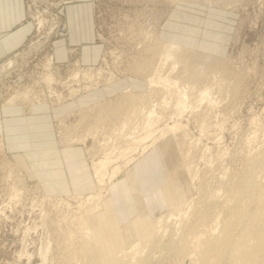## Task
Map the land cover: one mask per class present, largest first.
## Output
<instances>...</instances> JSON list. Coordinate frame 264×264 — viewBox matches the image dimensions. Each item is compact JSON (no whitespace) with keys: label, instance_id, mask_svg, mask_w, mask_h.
<instances>
[{"label":"rangeland","instance_id":"374dc122","mask_svg":"<svg viewBox=\"0 0 264 264\" xmlns=\"http://www.w3.org/2000/svg\"><path fill=\"white\" fill-rule=\"evenodd\" d=\"M23 4L25 15L21 22L28 23L30 32L23 43L0 58V68L9 59L15 64H6L7 70L0 74V264H92L88 260L94 258L84 260L78 254L77 219L81 211L98 210L102 218H118L119 225H123L145 209L140 201L142 193L133 200L128 183H113L124 176L125 168L112 171L109 165L96 173L90 166L105 153L113 164L139 158L141 148L148 144L146 150L149 149L157 132L152 131L153 137L140 141L135 137L130 150L121 155L126 147L124 140L107 143L113 138L120 115L103 109L104 122L97 126L93 138L85 133L86 125L100 111L97 107H85L81 114L77 111L119 93L125 86L123 76L130 73L118 75V82L92 89L79 100L59 99L67 98L71 89L94 82L71 77L79 65L103 67L102 76L109 70L115 72L114 68L125 71L132 65L131 57L143 55L142 31L153 26L162 30L161 39L181 40L213 57L206 64H198L200 72L196 77L191 68L182 72L183 84L193 86V90L208 87L207 98L187 99L177 112L171 103L156 100L159 127L173 121L181 124L167 141L156 140L171 159L168 167L164 162L155 163L156 172H161L159 180L166 172L177 171L180 155L190 164L192 177L178 171L186 200L181 206L186 211L182 214L185 222L183 216L169 215L170 206L154 214L150 224L157 230L153 234H160L148 240L153 244L147 245L142 255H136L141 256L135 263L188 264L194 253L175 252L180 241L175 239H180V234L194 222L197 210H192L208 204L209 224L197 226V230H208L215 226L214 216H224L233 205L225 204V196L234 195L245 181L257 179L264 186V0H23ZM38 16H43L41 26ZM174 74L181 75L180 69ZM130 78L132 90H146V79ZM16 91L25 92L26 97L6 105V99ZM81 115L83 120L78 118ZM68 142L82 153L83 166L88 170L83 179L92 180L95 188L79 190L83 185H75L78 189L69 185L60 154ZM16 153L23 155L32 173L15 163ZM74 168L71 174L81 172ZM53 169H58L61 181H55ZM145 180L157 185L152 175ZM217 188L219 196L210 199L209 193ZM206 199L210 201L205 203ZM163 221L171 224L166 227ZM136 242L133 239L119 244L110 262L120 264V249ZM226 260L220 264H229Z\"/></svg>","mask_w":264,"mask_h":264},{"label":"bare ground","instance_id":"6f19581e","mask_svg":"<svg viewBox=\"0 0 264 264\" xmlns=\"http://www.w3.org/2000/svg\"><path fill=\"white\" fill-rule=\"evenodd\" d=\"M173 1L175 0H172V2ZM41 23H43V16L38 18V24L40 26ZM142 34L143 40H145V42H142L145 43V45L142 46L143 55H139L136 58L131 57L133 58L132 65L130 66V60V64H127L130 67H128L125 71H120L118 68H114L116 69L115 72L114 70H109L104 74V76H102L100 71H102L103 67L94 68L88 66L83 68L79 65V69L74 71L71 77L73 79L83 78L94 82L86 84L82 86V88L71 89L67 98L63 99L62 101L59 99V102H64V100L71 99L79 100L83 97V94L93 91L92 89L95 90L103 84L109 85L112 83V81L118 82L120 80L118 75L130 73V75L123 76V80H125L124 89L113 96L114 100L112 99L113 97L106 99L104 98L101 101L99 100L84 106V108L81 106L79 110H77L80 114L84 112L83 109H85V107H97L98 111H100L97 113L99 114L97 118H94L95 120H93L91 124L86 125L87 131L85 130V133L91 134L93 138H95L97 126L104 122L102 119L103 116L105 118L106 115V111L103 110L105 108L117 112L118 115H120L119 117H121L118 119L119 124L112 131L113 138L111 137V141L107 142H112V140H124L126 147L120 151L122 152L121 155L127 153V149L130 150L131 146L136 141L135 137H138L137 140L140 141L146 137H153L154 133L152 131L157 132V138L154 139V141H151L149 144L150 148L146 150L148 144L144 145L143 148H141L142 154L137 159L133 158V160L126 158L129 160H123L121 164H113V159L110 158V155L105 153L102 156L103 158L91 163L92 166L90 167L96 173L102 169L108 168L109 165L113 166L112 171H119L122 168H125L124 176L120 180H116L113 183L117 185L128 183L130 186L129 191L131 192L130 196L133 200L137 199V193H142V195H140V201L145 206L144 210L139 211L123 225H119L118 218H114L113 220L102 218L103 213L98 210L90 211L88 208L84 210L85 212L81 211V214L77 219V228L80 236L78 242V254L80 255V259L85 260L94 258L95 260H88V262L90 261L92 264H109L114 252L118 251L119 249L118 245L133 239L137 241L134 245L129 246L127 249H120V253H117H119L118 256L120 257V264L139 263L140 260L137 261L136 259L138 257L140 258L142 255L141 252L145 247H147V245L153 244V242L150 243L148 240L150 241L152 236L156 238L157 233L155 235L153 233H155L157 230L154 229L155 232H153L154 227L150 224L151 217L157 212H161L164 207L170 206L171 210L170 214H168H175L176 217L183 216L181 219L183 222H185V216L182 215L185 210L181 206L186 200L182 197L181 180L179 179V176L186 174L191 179L192 173L190 164L185 162L184 157H181L180 155V159L177 161L176 166L177 171L166 172L165 177L163 175L161 180H159L161 172H156L154 167L156 162H159L160 164L161 162H164V166L168 167L169 161L171 160L170 156H167L164 153L165 151H163V147L158 144V141L161 138L163 141H167L175 132V130L181 127V124L178 121H173L171 124L165 123L163 126L159 127L158 123L161 117L157 114L158 102H156V100L162 99L164 104L171 103L173 107L172 109L174 112H177L185 106V103L188 101L187 99L194 98L195 101V99L200 100L207 98V95L210 93L208 87L204 86L203 88H197L193 90V86L188 87L187 85L183 84L182 72L191 68V72H193V75L196 77V75L200 72L198 69V64H206L207 61H210V58L213 57L210 54H207L206 51L201 52L194 50L187 44L182 43L181 40L174 41L161 39V30L155 26L151 28H145L142 31ZM39 42L40 41H38V43ZM25 54L28 53L26 52ZM48 60L50 61V59H47V62ZM13 62V59H9L6 64H8L7 66H10ZM6 64L2 65L0 68V74L1 70H7ZM177 68L180 69L181 75L174 74ZM49 75H47L46 78H50ZM131 76H134L135 78L140 77L146 79V90H132ZM52 92L54 93L55 91L53 90ZM60 96L61 95L57 94L56 97L60 98ZM21 97H26V93L16 91L6 99L5 104L12 105L17 99ZM118 99H120V101H118ZM208 100L210 101L211 99L208 97ZM100 116H102V118ZM81 117L83 116L81 115L78 118L82 119ZM60 119L62 120V118ZM74 129L71 131H74ZM67 135H69V133L66 134V136ZM72 135L74 136L73 133ZM83 135L84 134H82V136ZM68 138L70 139L71 137ZM74 139L77 140V138ZM157 139L159 140L156 141ZM100 146L102 147V145ZM60 154L65 165V169H62V171L64 172V176L67 174L69 185H72V188H77L75 185L78 184L83 185L82 189L80 188L79 190L96 187V183L94 184L92 180H85V178L83 179V175H85L88 170L87 166H83V156L77 147L73 145L69 146L68 142L66 143L65 147L61 149ZM13 156L16 164L25 168V172L32 173V171L30 172L26 160L21 153H16ZM130 160H133V164L131 166L128 165ZM72 168H74V170L79 168L81 172L79 174L73 175L70 173ZM57 171L58 169H53L51 170V173L56 178L55 181L59 182L61 179H58V177L61 175H58ZM178 171H180V175ZM59 173L62 172L59 171ZM150 175L156 178V186H153L151 182L145 180V178ZM127 178H131V180H126ZM146 184H148V189ZM263 187L264 186L262 185L261 181L253 179L252 181H245L242 188L237 189L234 195L225 196V199L223 200L226 202L225 204L228 202L229 205L230 203H233V205L230 207V210L227 211L222 217H218V214L216 213L217 215H215L213 218L215 226L208 230H197L198 225L209 224L208 212L210 210L208 211V204H205L206 207L203 206V209L198 208L197 206L196 207L198 209H193V206L192 208L189 207V210L193 209L192 212L194 213L196 212L195 210H197L194 215L195 219L194 222H191L192 224L190 223V220H188L190 225L188 226L186 232H183L184 234L182 235L180 234V239H175L180 240L179 242L177 241L178 246L176 245V242L174 243L176 247H178V249L173 247L175 250L177 249L175 252L179 251L183 254H190V252L194 253V256H191L192 260L188 264H220V262H222L221 260L224 258H227L226 261H229V264H264ZM218 192V188L212 190V193H209L210 197H212L210 199L219 196ZM208 200L206 199V201H203L206 203ZM249 205L251 206L250 208H248ZM184 213H186V211ZM166 219H168V217ZM181 219H179V221H181ZM160 222V224H162V220ZM217 223L219 224L218 226L216 225ZM170 224L171 222L168 225ZM163 225H167L165 221H163ZM161 228V231H163V226ZM176 228L178 227L176 226ZM172 237L173 236H171V238ZM159 238L160 237L157 239ZM171 238L169 240H171ZM165 244L168 246L167 242ZM167 248L169 250L170 247L168 246ZM137 254L141 255L136 256ZM177 254L179 255L180 253ZM70 264H74V262H71ZM110 264L116 263L110 262Z\"/></svg>","mask_w":264,"mask_h":264},{"label":"crops","instance_id":"0c3cea01","mask_svg":"<svg viewBox=\"0 0 264 264\" xmlns=\"http://www.w3.org/2000/svg\"><path fill=\"white\" fill-rule=\"evenodd\" d=\"M24 15L23 0H0V58L23 43L30 32L28 23L21 22Z\"/></svg>","mask_w":264,"mask_h":264}]
</instances>
